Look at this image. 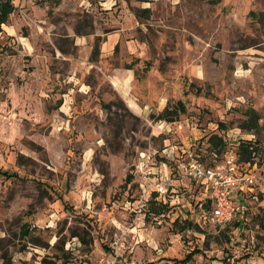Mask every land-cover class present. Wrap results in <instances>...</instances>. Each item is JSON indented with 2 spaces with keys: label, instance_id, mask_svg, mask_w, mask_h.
<instances>
[{
  "label": "rangeland",
  "instance_id": "rangeland-1",
  "mask_svg": "<svg viewBox=\"0 0 264 264\" xmlns=\"http://www.w3.org/2000/svg\"><path fill=\"white\" fill-rule=\"evenodd\" d=\"M13 4L5 24L17 36L0 34V168L29 180L0 177V264H96L112 257L122 232L119 264H177L194 247L203 255L189 264H264L261 157L236 161L261 181L235 199L231 221L200 224L184 238L179 211L196 202L200 185L195 192L194 181L173 180L163 197L169 208L142 216L134 209L139 178L126 180L140 153H154V165L166 160L159 168L168 175L184 145L194 143L209 166L240 139L264 143V0ZM125 66L130 84L116 88L109 76ZM177 100L184 113L155 118ZM249 108L259 126L247 132L239 124ZM211 135L222 137L220 153Z\"/></svg>",
  "mask_w": 264,
  "mask_h": 264
},
{
  "label": "built area",
  "instance_id": "built-area-1",
  "mask_svg": "<svg viewBox=\"0 0 264 264\" xmlns=\"http://www.w3.org/2000/svg\"><path fill=\"white\" fill-rule=\"evenodd\" d=\"M193 146L196 147L194 143L184 145L174 155L178 179L192 180L200 185L204 192V198L201 199L203 204L197 208L196 201L189 213V219L199 225L205 224L220 229L231 221L239 210L234 203L235 199L245 190L259 184L261 177L252 171L239 168L232 151L225 153L220 163L208 166L195 154ZM154 158V153H140L135 171H131L132 177L136 175L135 177L139 178V194L134 209L135 213H141L142 216L146 215L151 200L157 201L164 197L168 189L170 192L174 191V178L159 168L160 165L166 164V160L160 162V165H154L151 162ZM124 234L122 232L111 242L112 257L106 259L102 256L96 264H119V251L125 240Z\"/></svg>",
  "mask_w": 264,
  "mask_h": 264
},
{
  "label": "trees",
  "instance_id": "trees-1",
  "mask_svg": "<svg viewBox=\"0 0 264 264\" xmlns=\"http://www.w3.org/2000/svg\"><path fill=\"white\" fill-rule=\"evenodd\" d=\"M15 7L13 5V0H0V32H1V25L6 23L8 20V16L14 11ZM148 9H144L143 12L148 13ZM79 34L78 32H76ZM98 54V45L97 42L94 43V45L91 48L90 51V59H93ZM185 106L184 103L181 100H177L175 104L172 107H168L167 105L157 113L155 118L157 120H165L167 122H172L176 119L177 115L180 113H184ZM245 119L241 121L239 124V128L244 131H250V130H256L259 126L258 124V115L256 111L252 108H249L245 111ZM219 127L223 130L226 129V126L223 123H219ZM209 145L211 148H214V152L220 153L224 147L225 143L222 140V137L219 135H211L208 139ZM236 156L237 162L242 163H248L253 164L255 163L254 157L259 156L262 160H264V143H261L257 140H251V139H240L237 142L236 151H234ZM214 154V153H213ZM215 155V154H214ZM216 156V155H215ZM169 163V170L171 171V175L173 176L174 180H178L177 177V171H176V162H168ZM0 177L4 178H15V179H21V180H29L26 176L18 175L17 173H9L6 170H3L0 168ZM133 179L132 175L129 174L127 176V182H131ZM168 209L167 204L165 203H156L153 200L150 201L149 204V211L154 213H160L162 210ZM256 223L258 227L264 231V215L259 217L256 220ZM192 224L189 221H185L183 225L180 227L181 232H185L189 228H191ZM236 226H240V222L238 221L236 223ZM183 233L181 238H184ZM29 235V229L25 227V225H21L19 229V236L24 238ZM109 250L106 249L105 252H108ZM203 255V251L198 248L194 247L191 250L187 251L182 258L176 259L177 264H189L190 261L193 260V257L195 255ZM245 258H248V255H244ZM224 260V259H223ZM224 262V261H223Z\"/></svg>",
  "mask_w": 264,
  "mask_h": 264
},
{
  "label": "crops",
  "instance_id": "crops-1",
  "mask_svg": "<svg viewBox=\"0 0 264 264\" xmlns=\"http://www.w3.org/2000/svg\"><path fill=\"white\" fill-rule=\"evenodd\" d=\"M14 1V0H13ZM14 5V4H13ZM146 9H148V8H146ZM149 10V9H148ZM10 17V15L8 16V18ZM9 29H11L10 31H8ZM2 33H4L6 36H8V37H15V36H17V31H16V29H14V27H12V26H10V25H8V24H2L1 25V32H0V34H2ZM78 35L79 34H77L76 32H74L72 35H68L69 36V38H71V40H73V42H74V44H78L77 42H80V41H77L78 39L80 40V38L78 37ZM74 37V38H73ZM26 48V47H25ZM131 68L132 67H129V66H125V67H123V69H117V70H115V72L114 73H112L110 76H109V81H110V83L113 85V86H117L116 88H120V87H122V88H124L123 86H125V84H127V85H129L130 84V81H131V79H132V73H131ZM119 91H121L120 89H119ZM125 93L124 94H126V91H124ZM126 95H128V94H126ZM126 100H127V102H128V104H129V106H135L136 105V103H135V101L133 100V99H131V98H128V96H126ZM60 105H61V99H58L57 101H56V108H59L60 107ZM233 152V151H232ZM169 176H172L171 175V171H169V174H168ZM173 177V176H172ZM184 179H180V181H183ZM179 181V180H178ZM197 186H198V184H196V188L194 189V191L196 192L197 191ZM187 189H189V187L187 186L186 187ZM200 188L201 189H198V197L196 198L197 200V203L196 202H194L193 203V205L191 204V203H187V201H185L186 203V206H182V209L184 210L183 212H182V210H180L179 211V214H180V216H181V220H182V225H183V223L185 222V221H189V222H191V224H192V226H191V228H189L188 230H194V229H203V226L202 225H199V224H197V223H194V222H192V221H190V219H189V213L191 212V210H192V208H190V207H194L195 206V203H196V207L197 208H199L200 206H201V204H203V202L204 201H202L201 199L202 198H204V192H203V189H202V187L200 186ZM175 190V189H174ZM248 191H251V188L250 189H247V190H245L242 194H241V196L239 197V199H243V197L248 193ZM177 192H178V190H177ZM154 201V200H153ZM154 202H156L157 204L158 203H165V204H167V207L169 208V206H168V203L164 200V198L162 197V198H160L159 200H157V201H154ZM188 205H189V207H188ZM184 207V208H183ZM186 207H187V209H186ZM147 213H150V211H149V207H148V209H147ZM146 213V214H147ZM181 225V226H182ZM180 226V227H181ZM187 231V230H186ZM183 233H185V232H183ZM122 264V263H121Z\"/></svg>",
  "mask_w": 264,
  "mask_h": 264
}]
</instances>
